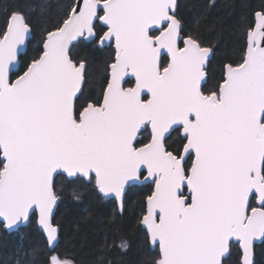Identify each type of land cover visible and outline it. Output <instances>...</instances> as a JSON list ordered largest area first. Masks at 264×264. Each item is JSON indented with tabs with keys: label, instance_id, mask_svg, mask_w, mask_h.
Wrapping results in <instances>:
<instances>
[{
	"label": "snow or ice",
	"instance_id": "1",
	"mask_svg": "<svg viewBox=\"0 0 264 264\" xmlns=\"http://www.w3.org/2000/svg\"><path fill=\"white\" fill-rule=\"evenodd\" d=\"M175 8L176 0L74 4L62 26L47 33L43 51L14 80L10 73L29 26L21 13H11L12 23L0 39V219L5 227L26 221L35 207L52 251L58 240L50 220L58 200L55 174L73 180L94 173L98 192L113 197L123 212L126 184L146 169L145 179L154 187L140 224L158 243L155 264H221L231 238L243 250V264H252L253 240L264 237V12L255 13L242 61L226 64L218 89L205 94L202 69L211 50L192 36L178 46L181 22ZM96 18L107 29L99 43L115 41V60L102 101L88 103L77 116L74 99L84 62L77 66L71 59L69 44L94 39ZM153 26L162 28L158 35ZM161 50L169 58L163 68ZM129 73L135 86L124 88L121 81ZM143 90L149 99H142ZM145 125L151 139L136 147ZM174 126H182L186 140L178 152L166 144ZM186 156L192 157L190 167ZM250 195L260 207L249 208ZM48 264L73 261L52 254Z\"/></svg>",
	"mask_w": 264,
	"mask_h": 264
},
{
	"label": "trees",
	"instance_id": "2",
	"mask_svg": "<svg viewBox=\"0 0 264 264\" xmlns=\"http://www.w3.org/2000/svg\"><path fill=\"white\" fill-rule=\"evenodd\" d=\"M74 0H0V37L5 31L13 11L21 13L30 28L25 52L20 55L18 72L21 73L33 57L42 52L45 35L58 28L67 18ZM177 18L181 22L182 37L192 36L201 47L212 49L206 68V81L202 85L205 94L218 89L223 78L224 66L242 61L246 35L253 26L256 11L264 12V0H178ZM104 27L96 23V36L92 41L79 40L69 50L71 59L85 63V74H90L91 85L85 92L86 100H97L107 81V66L112 60L110 47H98L97 38ZM166 59L161 61L165 65ZM85 86L83 87L84 92ZM82 94V93H81ZM84 103V101H83ZM78 99L77 111L84 104ZM148 131L141 133L138 143L146 141ZM185 138L179 127L166 137L169 150L181 151ZM191 157L186 161L190 165ZM59 198L53 224L59 229L55 248L50 251L45 238L36 225L32 213L25 225L7 232L0 222V264H48L51 252L73 264H155L159 258L157 246L150 247L140 219L145 209V198L152 185L132 184L123 198V212L116 202L103 199L98 194L94 178L69 180L63 174L54 179ZM78 194L75 198L73 193ZM249 207L254 206L251 198ZM124 241L126 248H121ZM237 243H229L228 255L222 264H240ZM254 264H264V238L254 246Z\"/></svg>",
	"mask_w": 264,
	"mask_h": 264
},
{
	"label": "water",
	"instance_id": "3",
	"mask_svg": "<svg viewBox=\"0 0 264 264\" xmlns=\"http://www.w3.org/2000/svg\"><path fill=\"white\" fill-rule=\"evenodd\" d=\"M82 3H83V0H74L73 5H74V4H75V5H79V4H82ZM73 5H72V6H73ZM70 10H71V9H70ZM101 11H102V10H101ZM69 12H70V11H69ZM175 12H176V8H175L174 13H173L174 15H175ZM255 13H256V12H255ZM101 15H103V12H102ZM67 18H68V16H67ZM67 18H66V19H67ZM256 19H257V18H256L255 14H254V23H253V26H252V27L255 26ZM96 20L98 21L99 24H101V25L103 26V22H102V21H100L98 18H96V19L94 20V22H95ZM10 23H12V21H11V15H10L9 18H8V21H7V24H6V27H5V31H4V33L8 30ZM62 24H63V23H62ZM62 24H61L60 26H62ZM162 25H165L164 27H167V23H166V22H162ZM60 26H59V27H60ZM104 27H105V26H104ZM154 29H157V30H159V31L162 30V28H160L159 26H153V30H154ZM106 30H107V29H106V27H105V31H106ZM51 31H55V29H54V30H51ZM4 33H3V35L0 37V39L3 38ZM158 34H159V33H158ZM158 34H157V35H158ZM102 35H103V34H102ZM30 36H31V33H30V28H29V32L27 33L26 38H25V42H24L23 45L20 46V52H19V54H18V60H17V62H16V64H15V66H14L12 72L10 73L11 78H12L13 80L16 78V76L22 74V72H23V71H22L21 73L17 74L15 77H12L13 74H15V73L18 72V68H19V64H20L19 57H20V55H22V54L25 52V50H26V46H27V42H28V39L30 38ZM46 36H47V33H46V35H45V39H46ZM184 38H185V37H182V35L179 34L178 41H177V44H178L179 47H184V43H183ZM80 39H83V40H85V41H91V40H92V39H88V38H84V37L78 38L77 40L70 42V44H69V50H70V47H71L73 44L77 43L78 40H80ZM245 41H246V45H245V50H246V47H247V35H246V40H245ZM110 42H112V45H113V47H114V49H115V41H114V40H111V41H105L103 44H100V43H99V39H98V41H97V46H98V47H104L105 45H108ZM43 43H44V42H43ZM206 48H209V47H206ZM209 49L211 50L210 55H209L208 58L206 59L205 64H204L203 69H202L203 72L205 73V75H204V78L202 79V84H201V86H202V85L204 84V82L206 81V68H207V65H208V61H209V59H210L211 56H212V49H211V48H209ZM245 50H244V52H245ZM42 51H43V44H42ZM162 55L167 56V59H169L166 50H161V56H162ZM160 58H161V57H160ZM114 60H115V57H114ZM114 60L108 65V82H109V80H110V78H111V69H110V65L114 62ZM167 63H168V61H167ZM167 63H166V65H167ZM79 64H80V62L77 64V66H79ZM161 65H162V64H161ZM166 65H165V66H166ZM84 68H85V63H84V67H83V69H82L81 88H80V90L78 91L76 98H77L78 95L80 94V92H81V90H82L83 83H84V76H83V75H84ZM224 70H225V66H224ZM223 74H224V72H223ZM126 77H130V79H133V80H134L132 86H130V87H134V86H135V77H134L131 73H129L128 75H126V76L124 77V79H125ZM124 79L121 81V84H122V85H123V81H124ZM108 82H107V85H108ZM107 85H106V87H107ZM106 87H105V88H106ZM105 88H104V89H105ZM127 88H129V87H127ZM103 93H104V91H103ZM145 95L147 96V98H146L145 100H147V99L150 98V96L147 94L146 90H143V91H142V98H143V96H145ZM76 98H75V99H76ZM75 99H74V101H75ZM102 99H103V95H102ZM101 101H102V100H101ZM145 126H147L148 129H149V132H150V138H149V141H150V139H151V127H150V125H145ZM145 126H143L141 130H143V129L145 128ZM176 127H179V128H180V134H181V136L184 138V136H183V131H182V126H174L173 129H175ZM173 129H172V130H173ZM172 130H170V132H171ZM170 132L167 134V136L170 134ZM167 136H166V137H167ZM137 138H139V133H138L136 139H137ZM136 139H135V140H136ZM149 141H148V142H149ZM134 142H135V141H134ZM148 142H147V143H148ZM185 142H186V140H185ZM185 142H184V143H185ZM140 147H142V146H140ZM182 149H183V147H182ZM182 149H181V151H182ZM187 157H188V156H186V159H187ZM186 159H185V160H186ZM191 160H192V158H191ZM190 166H191V163H190L189 167H190ZM143 172H144V174H143L142 178H139V180H133V181H130V182H128V183L126 184V186H125V191H124V193H123V198H124V194H125V192H126V189H127V187H128L129 185H132V184H140V183H147V182H152V183H153V187H154V182L151 180V178L145 179V178L147 177V171H146V169L143 170ZM56 175H58V174H55V175H54V179H55ZM63 175H64V174H63ZM91 176L94 178V184H95V176H94V173H93ZM83 178H85L86 180L89 179V178H87V177H83ZM184 189H185V190H184ZM152 190H153V189H152ZM182 191H183L185 194H187V193H188V189H187V187H184V188L182 189ZM97 192H98V190H97ZM98 194L101 195V196L103 197V199H105V200H106V199H111V198H112V199L115 201V199H114L113 197H111V196L105 197V196H103L102 194H100L99 192H98ZM252 196H254V195H250V199L252 198ZM254 197H255V196H254ZM146 198H147V197H146ZM146 198H145V209H144V213H143V215L146 214V212H147V200H146ZM115 202H116V201H115ZM58 203H59V198H58V200H57V203L53 206V211H52V214H51V216H50V220H51V223H52V224H53V217H54V214H55V211H56V208H57ZM116 204H117V206H118V203H117V202H116ZM254 204H255V205H254L253 207H260V204H259V202H258V200H257L256 197H255V200H254ZM249 205H250V201H249ZM118 210H119V206H118ZM32 213H35L37 228H38L39 231L42 232V234H43V236H44V238H45V234H44L43 231H42V226L39 225V223H38V221H39V211H38V209H36L35 207H33L32 209H30L29 217H30V215H31ZM143 215H142V216H143ZM142 216H141V218H142ZM29 217H28V219H29ZM28 219H27L26 221L18 222V223H17L15 226H13L12 228H7V227H5V225H4L3 221H2V219H0V222L3 224V228H4L7 232H11V231L17 230L20 226L25 225V224L28 222ZM53 225H54V224H53ZM54 226H56V225H54ZM56 227H57V226H56ZM141 227L144 228L145 231H146V234H147V237H148V241H149L150 247H151V248H154L155 246H157V248H158V252H159V246H158V243L153 244V243L151 242V240H150V238H149V236H148V233H147L146 226L141 225ZM57 229H58V227H57ZM58 232H59V229H58ZM263 238H264V237H257V238H255V239L253 240V244H252V256H251L252 264H254V246H255V244L260 243V242L263 240ZM230 242H234V243H237V244H238V247H239V250H240V260H239V262H240V264H243V250L240 248L239 242H238L235 238H231ZM56 243H57V242H56ZM56 243H55V246H56ZM55 246H54V248H55ZM47 247H48V245H47ZM48 248H49V247H48ZM228 251H229V250H228ZM53 254H56V253H53ZM51 255H52V254H51ZM51 255H50V256H51ZM227 255H228V252L225 253L224 256L221 258V264H222V260H223V258H225ZM50 256H49V257H50ZM158 259H159V258H158Z\"/></svg>",
	"mask_w": 264,
	"mask_h": 264
},
{
	"label": "flooded vegetation",
	"instance_id": "4",
	"mask_svg": "<svg viewBox=\"0 0 264 264\" xmlns=\"http://www.w3.org/2000/svg\"><path fill=\"white\" fill-rule=\"evenodd\" d=\"M177 4H178V0H176V10H177ZM177 12V11H176ZM175 12V16H176V18H177V13ZM100 15L102 14V11H100V13H99ZM178 19V18H177ZM96 23H98V21L96 20L95 22H94V24H96ZM165 25H163V27H164ZM104 27V26H103ZM105 31V28L103 29V31H102V33L100 34V36L103 34V32ZM94 32H95V30H94ZM159 33V30H157V29H154V30H152V34L153 35H157ZM99 36V37H100ZM99 37L97 38V40H96V44H97V41H98V39H99ZM80 40H83V39H80ZM93 40V39H92ZM91 40V41H92ZM79 41V40H78ZM83 41H85V40H83ZM104 47H110L111 48V50H112V60H111V62L114 60V57H115V49H114V47H113V45H112V42H110L108 45H105ZM71 48V47H70ZM100 48H102V47H100ZM70 55V54H69ZM163 58H165L166 59V63H167V61H168V59H167V56H165V55H162L161 56V58H160V61H162V59ZM110 62V63H111ZM76 63V62H75ZM109 63V64H110ZM165 63V64H166ZM77 64V63H76ZM108 64V65H109ZM165 65H161V67L163 68ZM84 71H85V68H84ZM84 76V75H83ZM107 82H108V73H107V81H106V83H105V85H104V87H103V89H102V92H101V95H100V97L97 99V100H87V102H86V104L84 105V107L85 106H87V104L88 103H93V104H96V103H99L101 100H102V95H103V91H104V88L106 87V85H107ZM133 82H134V80L133 79H130V77H126L125 79H124V81H123V87L124 88H127V87H130V86H132V84H133ZM84 83H85V80H84ZM84 83H83V86H82V90H81V92H80V94L78 95V97L75 99V101H74V106H75V109H76V115L78 116L79 115V111L83 108H81L79 111H77V107H78V105H77V103H78V99H81V93L83 92V87H84ZM147 98V96L145 95V96H143V98L142 99H146ZM180 129V128H179ZM148 131V138H147V140L146 141H144V142H142V143H138V141L140 140V138H141V133L143 132V131ZM149 138H150V132H149V129H148V127L147 126H145V128L143 129V130H141L140 132H139V138H137L136 140H135V142H134V144H135V146L136 147H140V146H143L144 144H146L148 141H149ZM188 157H191V156H188ZM188 157H187V159H188ZM192 158V157H191ZM187 159L185 160V164H186V161H187ZM190 161H191V159H190ZM191 163V162H190ZM143 174H144V172L142 171L141 172V174H140V178H142V176H143ZM147 183H149V184H151L152 185V189H153V183L152 182H147ZM140 184H145V183H140ZM137 185H139V184H137ZM130 186V185H129ZM127 190V189H126ZM185 190V189H184ZM152 192V191H151ZM151 194V193H150ZM149 194V195H150ZM125 195V194H124ZM252 198L255 200V197L254 196H252ZM251 200V199H250ZM251 202V201H250ZM253 207V206H252ZM251 208V207H250Z\"/></svg>",
	"mask_w": 264,
	"mask_h": 264
},
{
	"label": "rangeland",
	"instance_id": "5",
	"mask_svg": "<svg viewBox=\"0 0 264 264\" xmlns=\"http://www.w3.org/2000/svg\"><path fill=\"white\" fill-rule=\"evenodd\" d=\"M106 72L108 73V66H107V70H106ZM91 79H90V74L89 73H86L85 74V83H84V86H85V89H84V92H82V95H81V100H82V103H83V101H84V105L86 104V102H87V100L85 99V92L87 91V88H89L90 87V85H91ZM54 252H51L50 253V255L51 254H53ZM49 255V256H50Z\"/></svg>",
	"mask_w": 264,
	"mask_h": 264
},
{
	"label": "bare ground",
	"instance_id": "6",
	"mask_svg": "<svg viewBox=\"0 0 264 264\" xmlns=\"http://www.w3.org/2000/svg\"><path fill=\"white\" fill-rule=\"evenodd\" d=\"M257 12V11H256ZM49 249V248H48Z\"/></svg>",
	"mask_w": 264,
	"mask_h": 264
}]
</instances>
